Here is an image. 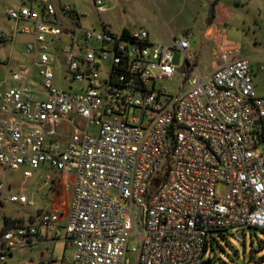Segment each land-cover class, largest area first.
Wrapping results in <instances>:
<instances>
[{
  "label": "built area",
  "instance_id": "built-area-1",
  "mask_svg": "<svg viewBox=\"0 0 264 264\" xmlns=\"http://www.w3.org/2000/svg\"><path fill=\"white\" fill-rule=\"evenodd\" d=\"M4 15L14 28L1 46L17 34L28 41L12 57L14 86L0 88V208L34 206L10 190V172L27 179L47 166L72 187L64 214L19 222L0 209V263L40 231L71 250L66 263L131 264L132 252L136 264H204L212 231L264 230V97L238 44L216 37L201 73L190 33L153 43L143 28H85L87 14L56 0L10 5ZM53 63L66 89L54 85ZM174 76L182 82L170 96L161 83ZM217 183L227 187L222 197Z\"/></svg>",
  "mask_w": 264,
  "mask_h": 264
},
{
  "label": "rangeland",
  "instance_id": "rangeland-1",
  "mask_svg": "<svg viewBox=\"0 0 264 264\" xmlns=\"http://www.w3.org/2000/svg\"><path fill=\"white\" fill-rule=\"evenodd\" d=\"M56 1L69 3L76 11L87 14L82 21L85 28L97 29L99 21H105L116 29L143 28L153 43H169L172 36L177 38L190 33L191 50L198 57L197 66L201 73H206L210 68V47L214 39L223 36L240 46V55L248 60L253 72L255 94L264 97V72L259 70L264 67V0H102L108 10L101 15H97L92 8V0ZM38 2L39 0H0V35L8 34L14 28V23L4 15L7 6L24 4L30 7ZM208 21L212 22L215 33L207 32ZM21 25L23 24H18ZM27 41V36L17 34L14 42H7L5 47L0 44V59L4 62L10 59L8 63H0L1 89L14 86V83L7 80L10 72L16 71L17 67L12 57L23 54ZM63 44L65 42L61 43ZM181 61V53H175L174 64L180 66ZM52 65L55 69L54 85L66 89L67 84L61 78V65ZM181 82L180 78L174 76L170 80H163L161 85L167 88L168 95L175 96ZM90 131L95 132V129L90 128ZM43 169L45 174L55 177L53 169L47 166H43ZM8 180L14 192H25L26 198L32 200L35 206L9 204L0 208L4 213L14 215L22 209L24 216L34 214L36 217L37 208H51L55 190L52 191L50 186H53L54 180L49 185H43L45 175L39 174V171L26 180L21 172H10ZM226 190L223 183L215 185L218 197L224 196ZM127 245L137 247L138 237L130 236ZM71 255V250H64L61 242L54 245L42 244L32 249L22 246L7 254L4 263L0 264H58L59 262H51V257H56L58 261L70 260ZM127 256L131 264H136L137 253L129 252ZM203 260H210V264H264V232L250 228L212 231Z\"/></svg>",
  "mask_w": 264,
  "mask_h": 264
},
{
  "label": "crops",
  "instance_id": "crops-1",
  "mask_svg": "<svg viewBox=\"0 0 264 264\" xmlns=\"http://www.w3.org/2000/svg\"><path fill=\"white\" fill-rule=\"evenodd\" d=\"M206 29H207V32H210V33H215L216 32V30L212 26V22L211 21H208V26H207ZM212 46L210 47V51H211ZM190 50H191V43H190ZM192 53H193L195 64L197 65L198 64L197 63L198 62L197 61L198 57H195L196 55H195V53L193 51H192ZM38 171H39V174L45 175V180L43 182V185H49V183L54 180L53 186H50V187H51L52 191L55 190L54 191L55 192V197H54V200H53V202L51 204V208L49 210L50 211L61 212V213L64 214L65 211L67 210V207L69 205V200L71 198L72 177L71 176H65V175H63L61 173L55 172L56 175L53 178V177H51V175L45 174V170L43 169V167L41 169H39ZM38 171H36V172H38ZM48 177H50L51 179L49 181H47V183H46V179ZM10 190L12 192H14L12 190V188H11V185H10ZM14 193H17V192H14ZM20 193H24L25 194V192H21V191H20ZM30 201H32V200H30ZM9 204H14V203H6V204H3L2 207L5 206V205H9ZM19 206L20 207H24V206H21L20 204H19ZM34 206H35V204H34ZM40 211H46V210L39 207V208L36 209V213L35 214H38ZM2 213L5 214V216H7L9 218H12V219H15L16 221H19V222H27V221H29V220H31V219H33L35 217L34 214H32L31 216L30 215L29 216H24L23 215L24 211L22 209L17 211V213L14 214V215H11V214L9 215L7 213H4L3 211H2ZM64 223H65V219L62 218L59 221L58 224L60 226H63ZM56 242H61L62 245H63V249L64 250H70L69 248H66L64 246V243H63L61 238L52 239V237L45 231H40L36 237L30 238L22 246H25V247H28L29 249H32L33 247L35 248V247L40 246L42 244H52V245H54V243H56ZM22 246H20V247H22ZM53 247L51 248V252L54 251ZM11 253H12V251H11ZM50 260H51V262H59L58 264H60L61 261H65V264H66V261H69L68 259H66V260L61 259L60 261H58V259L56 257H51ZM47 264H50V263H47Z\"/></svg>",
  "mask_w": 264,
  "mask_h": 264
},
{
  "label": "trees",
  "instance_id": "trees-1",
  "mask_svg": "<svg viewBox=\"0 0 264 264\" xmlns=\"http://www.w3.org/2000/svg\"><path fill=\"white\" fill-rule=\"evenodd\" d=\"M159 180H161V176L159 177V174H158V176H156L155 178H153V180H152V186H155L158 182H159ZM260 231H262V232H264V230H261V229H259Z\"/></svg>",
  "mask_w": 264,
  "mask_h": 264
},
{
  "label": "water",
  "instance_id": "water-1",
  "mask_svg": "<svg viewBox=\"0 0 264 264\" xmlns=\"http://www.w3.org/2000/svg\"><path fill=\"white\" fill-rule=\"evenodd\" d=\"M258 124H259V121H255V125H258ZM140 211H141V209H140ZM238 238H240V236H238ZM210 263H211L210 260L204 261V264H210Z\"/></svg>",
  "mask_w": 264,
  "mask_h": 264
}]
</instances>
